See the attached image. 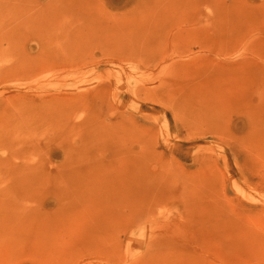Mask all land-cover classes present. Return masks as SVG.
Wrapping results in <instances>:
<instances>
[{"label":"rangeland","instance_id":"374dc122","mask_svg":"<svg viewBox=\"0 0 264 264\" xmlns=\"http://www.w3.org/2000/svg\"><path fill=\"white\" fill-rule=\"evenodd\" d=\"M0 264H264V0H0Z\"/></svg>","mask_w":264,"mask_h":264}]
</instances>
